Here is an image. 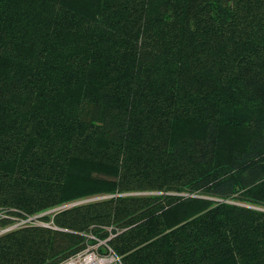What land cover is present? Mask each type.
Wrapping results in <instances>:
<instances>
[{
  "label": "trees",
  "instance_id": "trees-1",
  "mask_svg": "<svg viewBox=\"0 0 264 264\" xmlns=\"http://www.w3.org/2000/svg\"><path fill=\"white\" fill-rule=\"evenodd\" d=\"M96 196L0 264H264V0H0L2 226Z\"/></svg>",
  "mask_w": 264,
  "mask_h": 264
},
{
  "label": "rangeland",
  "instance_id": "rangeland-1",
  "mask_svg": "<svg viewBox=\"0 0 264 264\" xmlns=\"http://www.w3.org/2000/svg\"><path fill=\"white\" fill-rule=\"evenodd\" d=\"M145 194H148L145 192ZM98 198H101V196H96V197H90V198H87V199H83V200H80V201H77V202H71V203H68L66 205H63V206H60V207H56L54 209H51V210H48V211H45L43 213H40V214H37L31 218H28V219H24V218H19V217H16L15 219H13V221L11 223H9L7 226H2V223L0 221V234L1 233H5L7 232L8 230H11L13 228H17L19 226H25V225H28V223H32V224H37V225H41V226H47V227H52V228H58L56 225H54V222H53V217H54V214H56L57 212L63 210V209H66V208H69L75 204H82V203H87V202H90L92 200H95V199H98ZM103 198V197H102ZM258 208H262V207H258ZM1 214V213H0ZM44 215H47V216H51L52 219L50 221H44L42 219V216ZM90 237H94L93 235H90ZM102 244H105V241H100L96 244H88L87 245V249L88 251H86L85 253H96L98 255H100L101 252L100 251V246ZM85 248V249H86ZM84 251V250H83ZM109 252V251H108ZM107 252V253H108ZM76 255V254H75ZM107 255V254H106ZM74 256V255H73ZM78 256V255H77ZM77 256H74L75 258ZM72 257V256H71ZM70 258V257H69ZM68 259V258H67ZM65 259V260H67ZM64 261V260H63ZM62 261V262H63Z\"/></svg>",
  "mask_w": 264,
  "mask_h": 264
},
{
  "label": "built area",
  "instance_id": "built-area-1",
  "mask_svg": "<svg viewBox=\"0 0 264 264\" xmlns=\"http://www.w3.org/2000/svg\"><path fill=\"white\" fill-rule=\"evenodd\" d=\"M88 249H84L74 256L60 262L59 264H123L121 258L110 248L109 252L101 253H85ZM107 254V255H106Z\"/></svg>",
  "mask_w": 264,
  "mask_h": 264
}]
</instances>
